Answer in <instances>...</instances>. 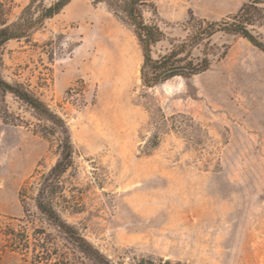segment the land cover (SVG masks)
Returning a JSON list of instances; mask_svg holds the SVG:
<instances>
[{
  "label": "rangeland",
  "instance_id": "1",
  "mask_svg": "<svg viewBox=\"0 0 264 264\" xmlns=\"http://www.w3.org/2000/svg\"><path fill=\"white\" fill-rule=\"evenodd\" d=\"M147 1L145 20L166 35L157 57L191 35V16L220 21L249 0ZM30 2L0 0V27ZM121 16L106 3L73 0L3 49L2 76L70 130L75 163L61 178L57 208L103 261L38 212L37 183L60 158V134L46 135L51 124L8 95L9 118L0 117V264H32L43 247L51 251L45 264H264V52L219 33L192 51L208 54V71L147 88L141 48ZM253 32L264 42V27ZM21 226L28 253L7 237Z\"/></svg>",
  "mask_w": 264,
  "mask_h": 264
},
{
  "label": "trees",
  "instance_id": "2",
  "mask_svg": "<svg viewBox=\"0 0 264 264\" xmlns=\"http://www.w3.org/2000/svg\"><path fill=\"white\" fill-rule=\"evenodd\" d=\"M73 0H55L49 6L41 5V0H31L30 4L22 11L19 19L0 27V69L3 67V49L11 41L29 39L40 30L44 23L59 15ZM98 5L106 3L115 14L120 13L123 22L132 29L142 51L143 63L141 66V80L143 86L153 88L173 78L185 80L205 73L211 67V59L205 52L203 57H193L192 51L204 45L207 48L210 40L219 33L234 35L249 41L254 47L264 52V42L254 34L253 27H264L263 0H249L239 10L220 21L209 22L190 17L188 22L192 33L184 41L174 46L168 53L154 57V48L162 42L166 35L156 24L148 23L144 17L146 8L151 7L147 0H89ZM40 2L38 5L37 3ZM13 96L16 100L34 110L40 117L49 122L46 135L59 133L58 146L60 158L57 163L43 174L38 180V192L35 197L36 208L52 225L73 240L86 254L94 257L99 262L103 257L98 250L89 244L69 224L58 211V201L63 197L61 178L74 166V144L70 130L58 114L54 113L41 99L35 96L28 88L19 83H11L0 73V117L9 118L6 97ZM157 134L148 148L158 144ZM27 188L21 191V199L26 196ZM26 223H31L32 215L24 209ZM12 249L27 252L30 250V239L26 226H21L20 231L12 230L7 234ZM41 252H34L32 264H45L49 261L51 251L42 248ZM163 261V260H161ZM105 264H112L104 262ZM56 264H69L57 262ZM78 264H83L79 262ZM134 264H155L151 259H141ZM165 264H170L165 261Z\"/></svg>",
  "mask_w": 264,
  "mask_h": 264
}]
</instances>
